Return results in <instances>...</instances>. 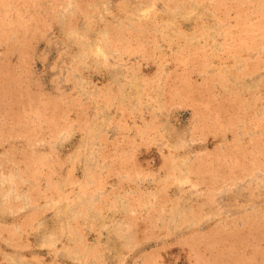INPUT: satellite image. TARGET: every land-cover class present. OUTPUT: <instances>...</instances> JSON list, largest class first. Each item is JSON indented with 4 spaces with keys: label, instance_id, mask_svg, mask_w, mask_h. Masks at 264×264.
<instances>
[{
    "label": "rangeland",
    "instance_id": "374dc122",
    "mask_svg": "<svg viewBox=\"0 0 264 264\" xmlns=\"http://www.w3.org/2000/svg\"><path fill=\"white\" fill-rule=\"evenodd\" d=\"M0 264H264V0H0Z\"/></svg>",
    "mask_w": 264,
    "mask_h": 264
}]
</instances>
